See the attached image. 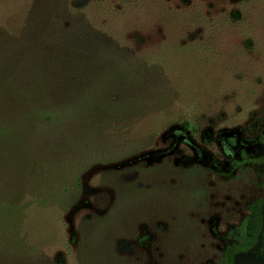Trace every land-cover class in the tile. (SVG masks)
<instances>
[{"label":"rangeland","instance_id":"1","mask_svg":"<svg viewBox=\"0 0 264 264\" xmlns=\"http://www.w3.org/2000/svg\"><path fill=\"white\" fill-rule=\"evenodd\" d=\"M0 47L82 121L37 183L0 164V264H221L264 193L214 171L263 152L264 0H0ZM237 264H264V228Z\"/></svg>","mask_w":264,"mask_h":264},{"label":"trees","instance_id":"2","mask_svg":"<svg viewBox=\"0 0 264 264\" xmlns=\"http://www.w3.org/2000/svg\"><path fill=\"white\" fill-rule=\"evenodd\" d=\"M46 68H50L49 64ZM30 69L18 68L14 59H9L8 53L0 47V98L5 95L10 99L5 103L0 99V164L7 176L14 175L15 179L27 182L33 179L34 183H37L39 168L43 169L45 163L59 162L64 166L66 159L61 151L69 147L70 141H76L75 138L80 137L82 121L76 118H59L57 114L56 118L51 117V113L63 111L46 104L52 89L42 85L38 73L33 74ZM21 79H26L27 82L23 84ZM103 91L105 95L111 91V94L121 97L126 95L128 89L106 88ZM15 110L21 114L26 112L27 114L23 115L25 119L15 120L17 117L10 116ZM36 114L40 118H37ZM3 115L8 116L3 120ZM255 142L263 148L260 155L243 152L240 160L234 158L226 163L222 162L220 169H214L216 174L224 179L233 178L237 170L249 164L258 167L264 174V131L256 137ZM52 165L50 164L51 167ZM263 228L264 193L261 198H255L248 204V212L243 220L223 235L226 244L221 264H237L239 256L253 252Z\"/></svg>","mask_w":264,"mask_h":264},{"label":"flooded vegetation","instance_id":"3","mask_svg":"<svg viewBox=\"0 0 264 264\" xmlns=\"http://www.w3.org/2000/svg\"><path fill=\"white\" fill-rule=\"evenodd\" d=\"M252 141H254L255 142V140H252ZM227 142H228V144L230 145V146H232V147H238V142H239V137L238 136H234V135H230V136H228L227 137ZM256 143V142H255ZM257 144V143H256ZM259 144H257V146H258ZM261 148H262V146L261 145H259ZM263 150V149H262ZM243 152H248L247 151V148H245V147H241L240 149H239V157L238 158H236V159H241V154L243 153ZM234 159V158H233ZM230 160H232V159H226L225 161L226 162H228V161H230ZM225 162V163H226ZM215 169H220L219 167H217V168H215Z\"/></svg>","mask_w":264,"mask_h":264}]
</instances>
